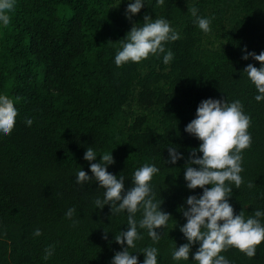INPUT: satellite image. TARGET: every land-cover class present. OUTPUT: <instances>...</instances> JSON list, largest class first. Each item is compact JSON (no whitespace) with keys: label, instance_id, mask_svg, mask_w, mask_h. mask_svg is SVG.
<instances>
[{"label":"trees","instance_id":"16d2710c","mask_svg":"<svg viewBox=\"0 0 264 264\" xmlns=\"http://www.w3.org/2000/svg\"><path fill=\"white\" fill-rule=\"evenodd\" d=\"M111 4L16 0L11 23L1 30L0 95L14 102L18 115L11 133L0 135V264H110L121 250L114 235L127 230V213L112 214L110 205L97 208L94 201L103 199L104 189L95 180L76 183L80 166L92 175L83 158L88 146L98 156L112 151L114 163L107 170L126 177L125 189L141 164L160 169L150 183L172 217L157 229L158 242L140 229L142 239L129 251L143 261L140 250L155 246L158 264H195L191 254L189 260L172 259L174 243L187 242L173 223L186 222L179 207L187 196L202 192L186 187L183 166L200 141L184 129L199 102L209 97L239 99L250 116L243 183L232 185L229 201L234 213L244 210L246 217L264 210V101L255 100L258 93L243 72L247 64L259 67L260 62L242 59V49L264 50V0H192L187 6L183 0L162 5L148 0L131 20ZM193 6L197 15L211 18L217 33L224 28L221 48L201 50L205 32L188 11ZM145 14L166 18L180 33L178 40L165 43L174 53L172 61L149 55L117 66L119 40ZM131 103L137 112L127 115L124 107ZM171 143L184 154L175 165L165 162ZM69 208L75 209L71 218L65 215ZM37 228L40 236L33 235ZM49 245L54 252L44 260ZM198 247L194 244L192 252ZM221 254L230 264H264V241L251 258L235 247Z\"/></svg>","mask_w":264,"mask_h":264},{"label":"clouds","instance_id":"9594fccd","mask_svg":"<svg viewBox=\"0 0 264 264\" xmlns=\"http://www.w3.org/2000/svg\"><path fill=\"white\" fill-rule=\"evenodd\" d=\"M148 0H129L125 10L126 17L131 18L138 14ZM162 5L164 0H156ZM16 0H0V28H7L10 23V13L14 12ZM195 18L194 23L205 33L211 31V18L197 15L198 9L193 6L188 9ZM180 33L174 29L164 17L152 18L145 14L141 22H134L125 36L119 40L114 62L117 66L132 61L140 62L149 55L159 57L163 54V63L172 61L174 53L166 49L165 43L176 41ZM242 59L249 57L260 62L259 67L252 63L243 69L247 78L255 86L257 102L264 101V50L259 54L242 49ZM18 115L14 102L4 95H0V135L11 133ZM26 124L31 126V118H26ZM250 116L243 111L239 99L231 102L227 99H202L197 108L195 117L185 126L184 131L200 141L198 147L191 149L186 163L183 166V175L188 189H202L200 194L189 195L184 204L179 207L186 222L179 226L186 243L172 246L171 257L174 261L189 260L191 254L195 264H230V261L221 254L229 247L238 248L248 257L256 254L257 245L264 241V210L256 209L253 214L244 215V210L238 214L229 201L232 185L236 188L243 183L240 173L242 167V150L250 147L251 134L248 132ZM171 143L166 147L168 159L166 164L175 165L184 159L180 147ZM199 153V155H198ZM97 157L99 159L97 160ZM89 161L90 176L82 166L76 170V183L95 180L99 188H103V199L97 197L94 201L98 209L110 205L111 213H127V230H119L114 240L121 245L116 251L110 264H158L159 249L147 246L140 250L144 259L140 261L130 248L136 247V241L142 239L140 229L147 230V235L158 242L161 234L157 231L164 228L172 215L162 210L163 201L156 199L153 186L150 183L154 174L160 169L154 163L145 162L135 168L131 174V184L125 189L126 177L110 173L107 168L114 163L112 151L102 155L92 146L86 147L84 157ZM92 161H96L92 163ZM166 178V177H165ZM210 186V187H207ZM249 187L252 184L249 183ZM187 205V207H185ZM74 208H69L65 215L73 216ZM137 212L141 213L139 219ZM177 225V221H176ZM175 225V226H176ZM107 233V232H106ZM34 236H40L39 228L34 230ZM107 238V237H105ZM199 247L192 252V246ZM54 247L49 245L44 250V260L53 254Z\"/></svg>","mask_w":264,"mask_h":264},{"label":"rangeland","instance_id":"374dc122","mask_svg":"<svg viewBox=\"0 0 264 264\" xmlns=\"http://www.w3.org/2000/svg\"><path fill=\"white\" fill-rule=\"evenodd\" d=\"M189 1H192V0H183L186 6ZM128 2L129 0H112L111 8L125 12ZM210 6L212 7H210L208 12L212 15V8H214L215 5L212 3L210 4ZM1 30L2 28H0V35H1ZM225 40L226 39H225L224 28L220 29L219 33H217L215 30L211 28L210 32L204 34L203 42H202L203 45L201 46V50L204 52H210V51L217 50L224 45ZM135 108L136 107L134 104L132 103L127 104L124 107V112L127 115L135 114L137 112V111H134ZM176 221H177V225H176ZM176 221L173 223V226L175 228L179 227L182 223L181 220H176Z\"/></svg>","mask_w":264,"mask_h":264}]
</instances>
